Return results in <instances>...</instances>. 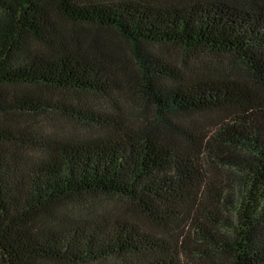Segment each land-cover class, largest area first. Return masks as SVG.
<instances>
[{
  "label": "trees",
  "instance_id": "trees-1",
  "mask_svg": "<svg viewBox=\"0 0 264 264\" xmlns=\"http://www.w3.org/2000/svg\"><path fill=\"white\" fill-rule=\"evenodd\" d=\"M102 196L171 237L79 217ZM191 236L264 264V0H0V264H183Z\"/></svg>",
  "mask_w": 264,
  "mask_h": 264
},
{
  "label": "rangeland",
  "instance_id": "rangeland-1",
  "mask_svg": "<svg viewBox=\"0 0 264 264\" xmlns=\"http://www.w3.org/2000/svg\"><path fill=\"white\" fill-rule=\"evenodd\" d=\"M104 35L105 38L111 39L112 41H114L115 43H117L120 48H122L123 50H125L126 52L129 51L130 49V43L129 41L121 38L120 36H118L114 31H103L102 33ZM159 53L166 55L167 57H169L170 59H183L185 56V51L183 48H180L178 46L175 45H171V44H160V45H156L155 47ZM129 54V53H128ZM214 58V57H213ZM130 54L128 55L127 61L130 62ZM231 60L228 59L229 62ZM89 97V96H87ZM89 98L94 99L95 101H98L97 98L95 96H91ZM124 106L127 107V110L129 112H134L137 113L138 107L136 106V104L132 101L127 102L126 104H124ZM53 122V131L52 129L47 131L50 133V131H52V134H56L61 138L64 139H69L72 137H87V135L90 134L89 129L82 127L78 124H76V122L63 118V117H57L54 120H52ZM43 133H46V131H42ZM97 202H93L94 204L97 205L95 210H87L84 212H78L77 214L80 216H89V215H94V214H98V213H103L106 215H110L112 214L113 218H118V217H122V218H128L131 221H136L138 222L142 227H145V229L152 231L153 233H158V234H162L164 237H171V234L173 233L171 229L167 230L164 229V227L160 226L159 228L154 226L153 224H151L150 222H148L144 216H142L141 214H139L135 207L127 202L126 200H122L119 198H112V197H106V196H102L98 199H96ZM187 236V234H186ZM191 241V243H190ZM190 241L188 242V248H190V250L184 249L185 253L181 255V260L183 262V264H195V262H193L192 260V256L195 253L194 249H199L198 247H195V243L192 242V236L190 238ZM199 243V242H197ZM195 247V248H194ZM192 251V253H191ZM206 252V253H205ZM209 254L210 257H207ZM202 260L200 263H196V264H208V260L209 259H213L215 261L218 262H223V264H230V260L219 255L218 253L213 252L210 247H208L207 249L204 250V252L202 253ZM206 256V257H205ZM0 260H1V256H0Z\"/></svg>",
  "mask_w": 264,
  "mask_h": 264
}]
</instances>
